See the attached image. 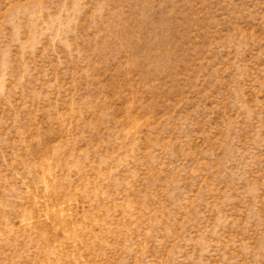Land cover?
<instances>
[{
    "label": "rangeland",
    "instance_id": "rangeland-1",
    "mask_svg": "<svg viewBox=\"0 0 264 264\" xmlns=\"http://www.w3.org/2000/svg\"><path fill=\"white\" fill-rule=\"evenodd\" d=\"M0 264H264V0H0Z\"/></svg>",
    "mask_w": 264,
    "mask_h": 264
}]
</instances>
